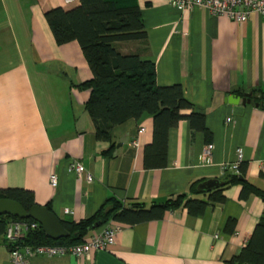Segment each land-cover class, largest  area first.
Here are the masks:
<instances>
[{"label": "crops", "instance_id": "crops-1", "mask_svg": "<svg viewBox=\"0 0 264 264\" xmlns=\"http://www.w3.org/2000/svg\"><path fill=\"white\" fill-rule=\"evenodd\" d=\"M137 2L147 38L117 42L116 48L153 61L158 85L180 84L204 114L211 138L180 120L169 130L163 167L146 165L154 139L151 115L126 120L114 126L111 140H98L85 107L90 91L77 86L93 72L79 42L58 44L45 17L49 9L69 10L80 0H0V189L31 190L36 203L79 222L110 196L150 206L188 193L195 181L219 179L232 172L222 167L235 162L238 148L245 179L264 189V15L254 12L238 22L196 5L180 10L172 0ZM246 95L251 102L243 104ZM208 143L214 149L204 158ZM74 160L92 182L68 169ZM52 173L58 176L55 186ZM241 190L240 184L228 186L225 201L210 202L200 217L180 207L162 219L115 220L122 229L109 248L82 257L40 255L28 264H227L247 244L264 210L258 194L242 198ZM230 219L235 223L226 229ZM0 264H14L5 235Z\"/></svg>", "mask_w": 264, "mask_h": 264}, {"label": "trees", "instance_id": "trees-1", "mask_svg": "<svg viewBox=\"0 0 264 264\" xmlns=\"http://www.w3.org/2000/svg\"><path fill=\"white\" fill-rule=\"evenodd\" d=\"M46 20L60 45L77 40L93 72V77L77 86L89 90L85 104L94 125L98 140L109 141L112 129L129 119H140L151 115L154 120V139L146 148L148 167L165 166L167 157L168 133L182 119H188L192 128L201 130L208 140L211 132L205 126L204 114L195 109L185 97L180 84L160 86L156 80L155 63L139 54L121 53L117 42L142 40L147 38L142 10L137 0H80V4L66 10L55 7L45 12ZM264 105V94H261ZM191 109L189 114L184 111ZM228 171V170H227ZM244 169L230 172L219 178L225 184L211 191L202 192L193 182L188 193H181L162 203L153 202L150 206L142 202L126 205L114 196L106 198L91 216L75 222L60 219L69 236L58 240L51 239L39 226L21 238V245H73L85 240L88 233L114 219L120 222L138 223L162 219L166 211L186 208L190 216H202L210 202L225 201L224 190L233 184L242 185L241 197L258 194L264 203V189H260L245 179ZM264 176V175H263ZM190 195H205L207 199ZM17 200L26 209L36 204L31 190L11 187L0 189V198ZM51 211V207L46 205ZM20 219L11 215H0V236H4L10 220ZM24 220H30L26 218ZM235 223L228 220L226 229ZM231 229V228H230ZM7 244V242H6ZM8 249L12 248L7 244ZM227 264H264V210L255 225L250 239Z\"/></svg>", "mask_w": 264, "mask_h": 264}, {"label": "built area", "instance_id": "built-area-1", "mask_svg": "<svg viewBox=\"0 0 264 264\" xmlns=\"http://www.w3.org/2000/svg\"><path fill=\"white\" fill-rule=\"evenodd\" d=\"M180 10L191 6H200L215 16L225 15L231 20L245 22L252 13L257 12L264 15V0H172ZM233 117H228L227 122H233ZM145 128L141 127L140 132ZM137 144V141H134ZM214 149L212 143H208L205 150V157L211 156ZM244 160L243 149L238 148L237 158L231 164H225L222 171L231 170L239 172L241 162ZM68 169L75 172L78 176L85 175L88 182L93 181L91 173L86 171L85 166L77 160L72 161ZM58 176L56 173L50 175V183L57 185ZM40 224L35 220L14 219L10 220L5 232L7 244L13 246L10 248L11 259L14 264H28L29 259L35 256H60L70 254L73 256H86L94 250L107 249L114 244L118 233L122 229V225L114 219L103 225L102 229L96 231L94 235L86 238L84 241L73 245H21L19 241L30 231L38 228ZM237 234V233H235Z\"/></svg>", "mask_w": 264, "mask_h": 264}, {"label": "water", "instance_id": "water-1", "mask_svg": "<svg viewBox=\"0 0 264 264\" xmlns=\"http://www.w3.org/2000/svg\"><path fill=\"white\" fill-rule=\"evenodd\" d=\"M233 97H229V101L234 103ZM246 95L242 99V103H250L251 99ZM239 102V98L235 97ZM225 184L224 181L218 178H210L202 181L198 185V190L202 192L211 191L215 188H219ZM0 215H11L20 219L31 218L37 221L42 227L43 231L51 239L58 240L60 238H66L69 236L68 230L62 225L60 218L51 211L47 206L40 205L38 203L31 206L29 209H26L20 202L17 200L2 197L0 198Z\"/></svg>", "mask_w": 264, "mask_h": 264}]
</instances>
